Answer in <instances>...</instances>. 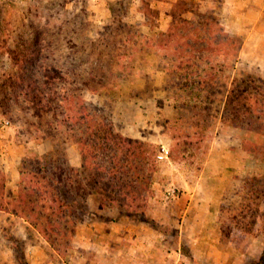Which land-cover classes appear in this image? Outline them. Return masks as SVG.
<instances>
[{"label":"rangeland","instance_id":"1","mask_svg":"<svg viewBox=\"0 0 264 264\" xmlns=\"http://www.w3.org/2000/svg\"><path fill=\"white\" fill-rule=\"evenodd\" d=\"M186 46L191 53L180 61ZM196 62L199 68L190 66ZM247 75L264 83V0H0L3 202L18 198L19 182L37 187L47 184L41 177L60 175L59 197L75 204L69 220L49 203L36 210L45 239L25 219V202L20 211L4 204L0 264L257 261L264 254V108L255 101L264 103V85L248 83L247 120L223 118L233 80ZM202 79L208 86L196 91ZM81 108L89 121L149 145L155 172L131 207L105 188L87 193L89 183L74 193L69 170L81 160L78 145L66 142L67 126ZM94 149L90 142L84 153ZM48 152L42 168L36 160ZM17 167L16 184L7 186L5 170ZM240 207L245 219L235 223Z\"/></svg>","mask_w":264,"mask_h":264},{"label":"trees","instance_id":"2","mask_svg":"<svg viewBox=\"0 0 264 264\" xmlns=\"http://www.w3.org/2000/svg\"><path fill=\"white\" fill-rule=\"evenodd\" d=\"M188 45H191V43ZM178 48L179 46H177L175 50H177ZM186 48L188 49L185 51L186 53H184L180 58L178 57L180 61H182L185 55L191 53L192 46H186ZM177 63L181 64L180 62ZM186 63L187 62H185V64ZM190 66L199 68L197 62L191 63ZM43 77L56 80H63L64 78L59 74H56L53 76V78H50L46 73L43 74ZM198 78H201V76L199 75ZM48 83L49 82L44 81L41 86H46V84ZM248 83L254 84L255 86H257V84L259 86H261L260 84H262V86L264 85V83H260V81L258 80L255 81L249 75L234 79L232 87L227 91V96L224 104L225 108L223 111V118L225 120L230 121L227 112H230L231 116H233V120L231 119L233 123L239 122L241 124L243 121L247 120V117H250L251 108L247 105V102L252 100L253 95L246 91ZM207 84L208 83L206 79H202V83H199V85H195L193 83L192 86L195 87L196 91L200 92L203 88L204 90H206V86H208ZM255 103L259 104L261 108H264L263 101L261 103L255 101ZM31 108L35 116L40 117L41 112H38L34 105ZM73 114L75 115L70 118V120L73 121L72 123H70V125L67 126V132L72 133L66 142L70 141L78 145L81 160L80 167L78 169L69 170L71 174L76 173L74 180H72V184L77 186V188L75 187L74 193L79 194V191L83 190V188H80L81 183H89L90 185H92L89 189L87 188V185L89 184L84 186V191H89L87 193L101 194L100 192H102V189L105 188L110 190L111 192H114L115 194H122L125 205L129 207H131L133 204H136L137 201L134 200H139L143 193H145V195L142 197H145L148 193V190L150 189L149 185L152 181V177H150L149 171L152 174L153 172H155L153 167L154 158H152V151L151 149H149V145L125 138L121 134L115 133L111 129L110 123L105 124L94 120L89 121L90 117H88L89 115L87 114V112L85 113L84 108H81L79 112H74ZM260 114L264 115V111H261ZM262 122L263 123L261 124V128H264V119ZM192 128L193 127H187L189 132H191ZM185 136L188 137V135ZM90 142H93V144L95 145V149L93 153L89 152V154H85L84 149H86V145ZM181 144L185 147L188 145L187 142H182ZM106 154L108 156H106ZM49 155L50 154L48 152L44 156H42L41 159L37 158L36 161L38 165H40L42 168L46 166L48 162H46L45 159L48 158ZM41 173L42 172L37 170V173H34L33 175ZM41 178V180L48 181H46V185H39L36 182L37 187H35L30 184L28 186L26 185V183L22 184L21 182H19L18 190L20 191V193L18 198H15L8 202L4 201L5 203L3 202V191L6 188V181H3L0 178V210L4 211V209H6L4 207V204H10L11 207L15 206L19 209V207L21 208V205H23V203L25 202L26 207L31 211V214L29 215L26 213L24 214L25 219H28L30 225L35 229V231L45 239V237L48 235L46 234L47 230L41 228V225L38 224V220H36L35 218L32 219L33 216H36V210L43 212V210L49 203L48 205H52L51 207L56 206L57 209H63V212L61 211L62 216L60 218L69 220V218L71 217L69 209L73 206L75 207V204H73L72 202L66 203L59 197V195L61 194V187L56 183H61L60 175H53L51 179L47 177ZM87 178H89V180H87ZM130 189L132 191H130ZM32 194H34L36 198L30 199L29 195ZM45 195L47 196V202H45ZM130 197L131 201H129V203H126L127 199ZM48 199L50 201H48ZM12 211L17 212V210L14 208L12 209ZM246 211L247 209L245 207H240V211H238L236 216L232 217L231 220L235 223H238V219H240L242 222V220L245 219L244 217L246 215ZM55 233H57V231H55ZM225 234L226 233L224 232V229H221V235ZM53 249L55 252L57 251L55 248ZM252 264H264V254L261 255L259 259Z\"/></svg>","mask_w":264,"mask_h":264},{"label":"crops","instance_id":"3","mask_svg":"<svg viewBox=\"0 0 264 264\" xmlns=\"http://www.w3.org/2000/svg\"><path fill=\"white\" fill-rule=\"evenodd\" d=\"M77 166H79L80 167V164L79 165H74V167H77ZM5 174H6V176H7V186H12V185H14V184H16L15 182L18 180V178H19V169H18V167L17 168H13V169H6L5 170ZM122 231V230H121ZM119 232L118 230H116V233H115V237H119V236H121L122 235V232ZM37 235L38 236H40L38 233H37ZM137 239V238H136ZM91 240V239H90ZM89 240V241H90ZM88 240H87V242H89ZM84 246L86 247V248H89V247H91V245H88L87 243H85L84 244ZM117 247H118V245H117ZM117 247H115V249L117 248ZM117 252H118V250H115V255L117 254ZM167 254H169V253H167ZM111 255L113 256L114 254H113V252L111 253ZM111 255H110V257H111ZM116 257V256H115ZM108 259V261L110 260V258L108 257L107 258ZM111 261H113V260H111ZM100 264H107V263H100ZM109 264V263H108ZM116 264H119L117 261H116ZM170 264H180V263H178V261H176V262H171Z\"/></svg>","mask_w":264,"mask_h":264},{"label":"built area","instance_id":"4","mask_svg":"<svg viewBox=\"0 0 264 264\" xmlns=\"http://www.w3.org/2000/svg\"><path fill=\"white\" fill-rule=\"evenodd\" d=\"M164 150V149H163Z\"/></svg>","mask_w":264,"mask_h":264}]
</instances>
